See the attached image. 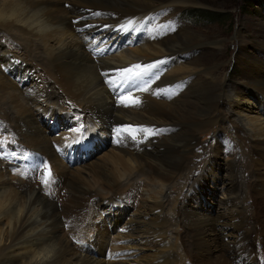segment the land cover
Listing matches in <instances>:
<instances>
[{"label": "bare ground", "instance_id": "1", "mask_svg": "<svg viewBox=\"0 0 264 264\" xmlns=\"http://www.w3.org/2000/svg\"><path fill=\"white\" fill-rule=\"evenodd\" d=\"M192 2L0 0V264H124L115 262L116 252L126 238L139 240L145 232L151 238L142 243L153 239L154 245L142 264H264V120L248 112L252 103L235 122L226 115V127L221 118L228 108L239 111L249 100L245 94L264 107V43L240 87L227 93L224 78L208 71L211 96L201 90L186 96L194 88L188 87L176 98L172 85L183 88L184 77L205 73L212 59L182 62L181 53L204 39L190 29L156 36L148 23L156 9ZM110 10L120 15V26H105ZM84 15H95L98 24L81 25ZM108 34L114 36L104 40ZM152 64L148 79L116 83V69L140 72ZM165 71L170 74L159 85L167 86L149 88ZM49 106L71 118L69 140L71 131L53 137L41 122L39 111ZM119 127L133 133L116 138ZM215 128L225 130L227 159L214 139L213 156L198 158L197 171L181 182L192 148ZM91 134L108 138L96 157L87 148ZM71 142L80 148L71 151ZM68 151L79 156L74 169L65 163ZM213 158L230 172L227 181L214 178L227 210L214 217L196 198L185 203L200 173L218 172ZM124 211L130 224L119 234L115 225ZM103 248L107 258L94 252Z\"/></svg>", "mask_w": 264, "mask_h": 264}, {"label": "rangeland", "instance_id": "2", "mask_svg": "<svg viewBox=\"0 0 264 264\" xmlns=\"http://www.w3.org/2000/svg\"><path fill=\"white\" fill-rule=\"evenodd\" d=\"M65 6L67 7L68 3H66ZM196 8L197 9L198 8L203 9V10H210L211 12H214L215 14L210 15L209 13H206V14H209V16L207 18L193 17L189 14V12L191 9H196ZM155 11L158 12V14H157V16H155L153 18V21L149 22V24H148L149 29L154 30V28H155L156 31L163 30L166 32V35L172 34L174 32H180L184 29H190L195 34H197V36L199 35L198 37L204 39V40H202V42L205 41V43H201L204 45L194 47L190 50H186L185 52L181 53V61L182 62L192 60L193 58H197V56L198 57H207V58L212 59L211 62H208L206 64L207 65L206 66L207 71L205 73L202 71V72H199L198 75H192L191 74V75L185 76L184 78H185L186 84L183 88H181L179 85L173 84L177 80L173 81L172 83H168V86L173 84L172 89L174 90V92H176V93L173 92V94L177 95V96H175L176 98L180 94H182L185 90H187L188 87L189 88L194 87V88L193 89L191 88V90L189 91V93H187L186 96H188L190 94V92L195 91V90L204 91V92H206L207 96H211V94L215 88L213 86L214 84L210 82V79H208V78H210V76L207 75L208 71L215 73L217 78H222V77L224 78V80H225L224 84L226 86L225 89L228 93V91H230V86H234V85L239 86L238 81L241 79V77L245 76L247 74V72H249L251 69H253L252 68V58L256 57V56L263 55V50L261 49L259 44L264 43V0H193V2L190 4L188 3V5L187 4H183V5L181 4L176 8L175 7L171 8V6L170 7L166 6V8L156 9ZM112 12L110 10V13H105V22H106L105 26H107V27L120 26L121 21L115 22V20L119 19L120 15L118 16L114 12L113 13ZM84 16L85 17H83V18L79 17V21H80L81 25H89L90 21L92 22L93 26H96L98 24L97 19L93 18V17H95V15H87V16L84 15ZM87 18H89V20ZM109 19L112 21H110ZM165 22H167V23H165ZM111 24H113V25H111ZM124 26H126V25H124ZM109 35L114 36V34H108L107 36L102 35V37L104 40H106V37H108ZM105 44H109V42L107 41ZM124 45H126V44H123V46ZM218 47L220 49L219 50L220 53H218ZM124 48H125V46H124ZM177 67L178 66H176V68ZM252 71H258V70H252ZM140 72L142 73L141 79H148V76L146 77L144 75V73L145 74L147 72L151 73V70H150V68H147V69L141 70ZM166 73H169V72L165 71L164 75L156 76L157 78H154L155 81L152 84L150 83L149 88L161 89V88L166 87L167 84L159 85L160 82L164 80V77H166V75H167ZM204 74H206V75H204ZM155 75L156 74L153 73V76H155ZM138 78H139V76H138ZM140 83H142V82H140ZM199 87H200V89H199ZM151 90L152 89H150V91ZM245 95H243V96L245 98H248L249 100L245 103H241L239 111H237L239 113L242 112L241 114H238L237 112H233L235 110V109L233 110V108H228V110L226 109L225 110L226 112H224L222 114L221 118H222V121H224L223 123L225 124V127H226L227 121H225L224 119H226L225 116L228 115L229 113H231L230 115H232L230 119L233 122H235L233 119L241 118V116L243 114H247L249 111H250L249 113L251 115H257L258 116V113L259 114L261 113L259 115V117L262 120H264V110H263L264 107L262 108L261 104L258 101L254 100V98L247 96V95L245 96ZM148 98L155 100L154 96H152V95L150 96V94H149ZM129 99H127L126 101H128ZM222 99L226 100V102L229 101V99H227L226 97H222ZM250 103H252L254 105V108H252L251 110L248 107H246L247 105L250 106ZM55 106H52V107L49 106V107H45V108L42 107V109L39 111L41 122L42 121L44 122L45 127H47L48 132L53 137H57L60 134H62V136H65L67 138L69 136L70 131H71V134L68 138V140H69L74 135L73 128H75V127L73 126V127H71L72 130H69V127H70L69 125H71V122H70L71 118L69 116H67L66 114L64 115L63 112H58V109H56ZM122 107H123V105L120 106V108H122ZM246 108H248L247 109L248 112L246 111ZM251 111H255V112L252 113ZM0 119H1V117H0ZM152 126H156V125H152ZM158 127H160V126H158ZM172 127L174 128V130H173L174 132L179 130V127H177V126H172ZM154 129H155V127H153L152 129H148L146 135H149L150 133H152V131H154ZM215 129H214L213 133L211 132V136L203 137L204 139H202V136H201L199 138L200 143L197 141V144L192 148L191 153L192 152H194V153L191 154L190 163H189V170H191V171L186 170V172L184 173L185 175L183 174L180 178L181 182L187 181V177H189V174H188L189 172H190V174H192L193 172L197 171L196 170L197 164L202 159V157L206 158L207 156H209L210 152H212L211 156H213V152L215 151V149H214V144H212L211 142H213L214 139L219 143V145L217 147V149L219 151L218 152L219 156L222 157V159H227L226 157H227L228 152H229V144L227 145L225 142L226 137H225V134L223 133V132H225V130L221 131L218 128H215ZM61 132H64V133H61ZM169 132H171V131H169ZM212 134H214V135H212ZM163 135L164 134L159 136L156 140H154V138H152L153 144L157 143L159 141L160 137H162ZM232 135H234V134H232ZM92 136H93L92 137L93 139H90V141H89L90 143L88 144V147L90 145L91 146L89 148L88 147L87 148L90 150V153L92 154V156L96 157V156L101 155L105 151V149H107L108 138L103 139V140H99L97 138V135H92ZM65 137L63 138V140L66 139ZM238 143L239 142H236L237 145H238ZM79 148H80L79 143L77 145H74L72 142L70 143L69 149L71 151H73V149L78 150ZM204 152H205V154H204ZM200 153H202V154H200ZM66 156H67V160L65 163H67V166L70 169H74V168L78 167L76 165L77 163L74 164L75 163L74 159H75V157L78 158L79 157L78 155L72 154L70 151H68ZM242 157H244L243 153L240 152L239 153L240 162H242ZM212 161H214L213 168L215 170H218V172L214 173V172H209L206 170V171L200 173V175L203 176V177H201L202 180L200 178L199 181L200 180L201 181L200 182L198 181L197 185H194V189L196 188V191H193L194 189L192 190L194 193L190 194L188 196V198L185 199V203L187 200L189 203H191L194 200V198H196V199H198V202L204 206V208L202 210L206 211V213H208L214 217V216H217L219 214H222L224 212L223 210H226V209H224V207L222 205L224 202V198H223L224 194L219 189L220 188V182L215 181V183H214V178L218 176L220 180L222 178L225 181H227L226 178L229 179V177H228L229 171H228V167L223 164L221 159H219V158L214 159L213 158ZM38 164L36 166H38ZM238 170H239V172L241 171L240 169H238ZM216 186H217V188H216ZM185 203H183V204H185ZM219 203H221V204H219ZM193 204H197V203L193 202ZM114 209H116V208H114ZM129 216H130V213L124 211V213H122L118 217V221H117V224L115 226H117L118 229H116V231L119 232V234L121 232H122V234H125L123 232L124 228L126 227L127 224H130V222H128ZM148 226H150V225H148ZM64 227H66V225ZM116 231H114V234L117 233ZM145 233H147V232H145ZM145 233H142L143 235L139 234V236H138L139 240L134 241L132 239L126 238V243H124L125 248L116 252L119 255L118 257H120V261L117 260L115 262H117V263L122 262L124 264H127V263L128 264H139V263L142 264V263L147 262V260L151 259L152 257L147 256V255H150L153 252L150 245H152V247H153L154 242L152 239V242L147 241L146 243H142L141 240H149L151 238L149 233L146 234L149 236H146ZM130 238H132V237H130ZM140 241H141V243H139ZM130 242H132V243H130ZM136 243H137V245H136ZM146 246H148V247H146ZM131 248H135V249H131ZM104 249L105 248L101 249L100 251H94L96 253V256H99L100 254H107L105 257V258H107V256H109L108 255L109 249H105V251H104ZM143 255H145V257H143ZM136 258L138 260H136ZM112 259H113V256H112ZM123 259H125V260H123ZM108 260L110 261V259H108ZM126 261H127V263H126Z\"/></svg>", "mask_w": 264, "mask_h": 264}, {"label": "snow or ice", "instance_id": "3", "mask_svg": "<svg viewBox=\"0 0 264 264\" xmlns=\"http://www.w3.org/2000/svg\"><path fill=\"white\" fill-rule=\"evenodd\" d=\"M133 67L134 68H140V65H134ZM148 67L149 68H155L156 67V64L149 65ZM123 71L124 72H127V73H132V68H125V69H123ZM141 74H142L141 72H135V73H133L134 76H140ZM135 103H139V99L138 98L135 100ZM126 130L127 129H125V131ZM116 131H117V134L119 135V133H120L121 130L120 129H117ZM43 182L45 184H47L49 181H48V179H45Z\"/></svg>", "mask_w": 264, "mask_h": 264}, {"label": "trees", "instance_id": "4", "mask_svg": "<svg viewBox=\"0 0 264 264\" xmlns=\"http://www.w3.org/2000/svg\"><path fill=\"white\" fill-rule=\"evenodd\" d=\"M206 13H209L210 15H214L215 13L214 12H211L210 10H203V9H191L189 14L193 17H200V18H207L209 16V14H206Z\"/></svg>", "mask_w": 264, "mask_h": 264}]
</instances>
